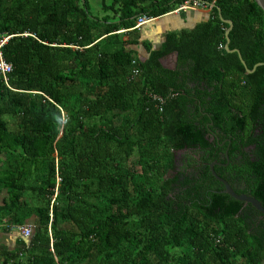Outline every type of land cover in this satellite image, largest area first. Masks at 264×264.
Listing matches in <instances>:
<instances>
[{
	"label": "trees",
	"instance_id": "trees-1",
	"mask_svg": "<svg viewBox=\"0 0 264 264\" xmlns=\"http://www.w3.org/2000/svg\"><path fill=\"white\" fill-rule=\"evenodd\" d=\"M91 1L0 0V229L36 225L0 264H264V214L211 170L264 205V65L220 18L252 69L263 9L217 0L140 59L120 31L185 0Z\"/></svg>",
	"mask_w": 264,
	"mask_h": 264
},
{
	"label": "crops",
	"instance_id": "crops-1",
	"mask_svg": "<svg viewBox=\"0 0 264 264\" xmlns=\"http://www.w3.org/2000/svg\"><path fill=\"white\" fill-rule=\"evenodd\" d=\"M211 12L205 8L197 10H188L181 12H169L165 15L153 18L152 21L142 25L139 29L135 27L125 32V40H137L138 42L130 44L136 56L140 59H146L149 54L146 44L153 47L159 46L164 36L173 31L192 29L201 22L209 19ZM23 239L17 231L0 229V246L9 250H15L18 247V241ZM25 239V238H24ZM28 241V239H26Z\"/></svg>",
	"mask_w": 264,
	"mask_h": 264
},
{
	"label": "built area",
	"instance_id": "built-area-1",
	"mask_svg": "<svg viewBox=\"0 0 264 264\" xmlns=\"http://www.w3.org/2000/svg\"><path fill=\"white\" fill-rule=\"evenodd\" d=\"M217 0H211L209 2L205 0H185L183 3L179 4L178 7L172 12H181L188 10H197V9H207L211 13L216 7ZM152 17L141 16L138 18L135 28L139 29L142 25L152 21ZM121 32V31H120ZM12 35H5L0 37V73L3 75L5 82L8 83V74L13 70V67L10 63L6 61L3 55V48L9 41ZM138 71L135 69L134 73ZM36 225L34 223H29L21 226H12V231L19 232L23 238L28 239L33 235Z\"/></svg>",
	"mask_w": 264,
	"mask_h": 264
},
{
	"label": "water",
	"instance_id": "water-1",
	"mask_svg": "<svg viewBox=\"0 0 264 264\" xmlns=\"http://www.w3.org/2000/svg\"><path fill=\"white\" fill-rule=\"evenodd\" d=\"M257 3L259 4V6L263 9L264 11V0H256ZM220 18L222 21H225V22H228L230 27L226 30V39H227V43H226V50L228 52H236L238 53L239 55V58L242 62V64L245 66L246 68V72L248 74H252L256 71V69L259 67V66H262L264 65V62H260V63H257L252 69H250L247 64H246V61L244 60L242 54H241V51L239 49H234L232 50L230 48V32L231 30L233 29V22L232 21H228V20H225L223 15L220 13ZM177 63H178V54L177 53H171L169 55L168 58H166L162 64L165 68H168V69H174L177 67ZM218 164L217 162H213L211 164V170H212V173L213 175L215 176V178L220 181L223 186H224V192L225 193H228L229 195H231L232 197L236 198L237 200H240V201H244L246 203H250L252 204L257 210H259L261 213L264 214V205L262 204V202L260 200H258L257 198L251 196V195H248V194H238L234 188L232 187V185L226 180L224 179L223 177L219 176L215 169H214V166ZM29 239V238H28Z\"/></svg>",
	"mask_w": 264,
	"mask_h": 264
},
{
	"label": "rangeland",
	"instance_id": "rangeland-1",
	"mask_svg": "<svg viewBox=\"0 0 264 264\" xmlns=\"http://www.w3.org/2000/svg\"><path fill=\"white\" fill-rule=\"evenodd\" d=\"M99 1H100V0H92V1H91L92 5L95 6V7H97L96 9L94 8V9L96 10V11H95L96 13H99V11H97L98 8H99L98 5H97V4L99 3ZM1 200H2V199H1V196H0V204H1Z\"/></svg>",
	"mask_w": 264,
	"mask_h": 264
},
{
	"label": "flooded vegetation",
	"instance_id": "flooded-vegetation-1",
	"mask_svg": "<svg viewBox=\"0 0 264 264\" xmlns=\"http://www.w3.org/2000/svg\"><path fill=\"white\" fill-rule=\"evenodd\" d=\"M179 159H181V157Z\"/></svg>",
	"mask_w": 264,
	"mask_h": 264
}]
</instances>
